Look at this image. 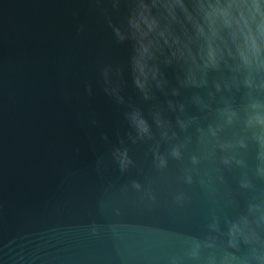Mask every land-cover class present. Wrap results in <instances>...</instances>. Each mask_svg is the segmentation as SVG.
<instances>
[{
	"label": "water",
	"instance_id": "95a60500",
	"mask_svg": "<svg viewBox=\"0 0 264 264\" xmlns=\"http://www.w3.org/2000/svg\"><path fill=\"white\" fill-rule=\"evenodd\" d=\"M0 264H264V0H0Z\"/></svg>",
	"mask_w": 264,
	"mask_h": 264
}]
</instances>
